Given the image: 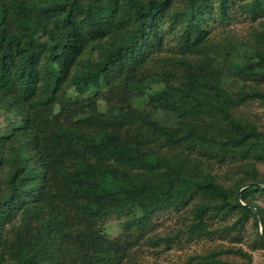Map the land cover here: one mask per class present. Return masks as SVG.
I'll use <instances>...</instances> for the list:
<instances>
[{
	"label": "trees",
	"instance_id": "trees-1",
	"mask_svg": "<svg viewBox=\"0 0 264 264\" xmlns=\"http://www.w3.org/2000/svg\"><path fill=\"white\" fill-rule=\"evenodd\" d=\"M186 1L0 0V264H126L171 205L191 234H214L219 217L264 235V131L238 113L264 100V0ZM233 13L261 20L253 42L213 32ZM212 163L245 176L225 187ZM87 172L111 187L66 176ZM111 215L123 217L112 238Z\"/></svg>",
	"mask_w": 264,
	"mask_h": 264
},
{
	"label": "rangeland",
	"instance_id": "rangeland-1",
	"mask_svg": "<svg viewBox=\"0 0 264 264\" xmlns=\"http://www.w3.org/2000/svg\"><path fill=\"white\" fill-rule=\"evenodd\" d=\"M200 0H187L185 9L190 11ZM262 18L261 20H263ZM261 20L255 22L250 21L239 13H233L225 21L214 23L210 25L214 27L213 32H218L227 29L237 40H248L253 42L252 31L262 30L263 25ZM232 79V75L229 80ZM264 88V83L261 84ZM141 104V102H138ZM238 113L242 115L243 119L254 123L259 129L264 131V100H250L242 104ZM160 121L167 125H173L174 120L162 111L155 113ZM1 121V118H0ZM211 171L216 179L225 187H232L234 183L244 177V170L240 167V163L231 164H210ZM254 167L259 175H264V160L254 163ZM67 179L72 184H77L89 192L109 189L111 182L106 181L101 173H82L79 175H68ZM255 201L263 207L264 202L259 196L255 197ZM123 217L117 215L109 216L104 223V231L107 236H116L121 227L119 221ZM187 211L182 207L171 205L157 211L150 220L149 231L147 236L142 239L139 244L132 249V255L129 262L126 264H227V262L243 263L244 257L236 252H225L226 249H238L250 256L252 264H264V243L258 242V235L263 230L261 222L253 223L250 218L243 227L235 228L230 232L223 229V225L231 223V218L221 220L219 217L210 219V228H217L218 230L210 235L191 234L186 230ZM169 237L171 240L168 246L163 240L158 243H151L148 236ZM215 252V258L219 259V263H211L208 260L201 261L196 257L197 255L205 256L209 252ZM229 264V263H228Z\"/></svg>",
	"mask_w": 264,
	"mask_h": 264
},
{
	"label": "water",
	"instance_id": "water-1",
	"mask_svg": "<svg viewBox=\"0 0 264 264\" xmlns=\"http://www.w3.org/2000/svg\"><path fill=\"white\" fill-rule=\"evenodd\" d=\"M251 185H257L256 183H251ZM247 185L243 186L240 190H242L244 187H246ZM254 212L256 213V211L254 210ZM260 236L261 238L264 240V235L263 232H260Z\"/></svg>",
	"mask_w": 264,
	"mask_h": 264
}]
</instances>
